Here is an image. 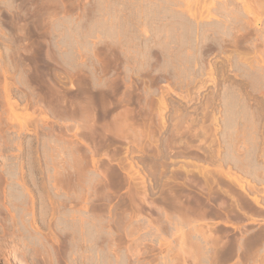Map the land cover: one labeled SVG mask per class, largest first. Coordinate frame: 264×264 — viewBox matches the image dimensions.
<instances>
[{
	"label": "rangeland",
	"instance_id": "374dc122",
	"mask_svg": "<svg viewBox=\"0 0 264 264\" xmlns=\"http://www.w3.org/2000/svg\"><path fill=\"white\" fill-rule=\"evenodd\" d=\"M150 1L148 0V4L146 0H0V170L10 166L17 167L20 163L27 170L35 164L40 167L37 180L33 182L31 176L27 177L30 182L27 188L22 189L26 195V203L23 206L20 204L22 210L15 211L7 202L5 206L12 209L11 213L3 214L0 211V236L6 238L0 239V264H14L17 261L24 263V255L28 260L26 264H45L47 253L36 240L48 239L50 232L54 231L45 226L44 222L51 219L50 215L55 212L52 213L55 202L59 207L56 219L61 224L60 229L67 222L73 225L75 241L72 245V258L76 264L87 254L91 255L87 256L88 259L95 257L94 261H98L104 254L108 260L110 258L109 261L113 260V264L117 259L116 264H130V261L131 264H164L166 261L165 264H186L183 260L191 264L196 258L198 263L195 261V264H209L210 257L214 255L219 258L218 262L212 258V262L216 261L214 264H264V237L252 246L247 245L240 252L237 247L233 248L237 241L235 237H244L247 242L249 239L264 236V210L252 200V197L257 196L260 204L264 206V17L259 15H264L259 12L262 8L258 10V15H249L242 11L250 1H246V4L237 1V5L242 7V16L246 17H241L243 21L240 19L241 22L236 23L241 26L243 24L242 28L247 26V31H240L241 26L235 24L234 31L239 35L234 31L231 35H236L237 38L221 34L217 35L218 39L209 35L207 40H199L198 50L187 45L191 53L188 47L183 46L185 50L188 49L186 51L189 54L186 55L187 52L181 47L184 39L178 41L179 36L168 39L169 46L165 43L167 37L164 30L176 18L174 9L182 11L180 7L186 9V4L197 9L201 6L203 8L208 0H186V3L175 0V6L174 0H170L173 4L169 0ZM199 1L201 6L197 5ZM218 1L213 2H218L217 5L211 6L208 3L212 9L217 8L212 11V15H217L216 20L214 17L205 19L208 25H212H209V29L214 25L216 29L223 18L218 11L222 2ZM262 2L257 1L256 7L264 5L263 0ZM170 5L173 6L172 10ZM154 13L159 14V18L155 19ZM202 20L204 23L200 21L201 24L206 25L204 19ZM158 22L161 25H157ZM209 39L216 40L209 42ZM139 41L143 42L141 47L138 46ZM174 41L178 42L173 46ZM204 47H210V50ZM202 49L205 50L202 52ZM133 51L138 53L134 54ZM158 52L163 58L157 55ZM201 52L204 54L202 57ZM149 54H153V57ZM97 61L101 64L98 65ZM153 62L162 64L155 63V66ZM172 66H177L178 69L175 70ZM103 69L107 75L102 73ZM136 70L146 72L142 74ZM175 71L177 74H174ZM100 75L108 77H103V80ZM177 75L178 79H175ZM146 78L149 81L142 80ZM85 88L89 89L88 92L91 90L90 93H95H89L95 100L99 93L105 91L104 96L108 95L107 99L109 98L106 101L113 103L108 102L112 108L116 106L106 120L101 116L102 112L99 113L102 110L99 108L100 101H96L98 108L94 113L91 112L92 116L85 111L81 113L79 106L80 101L84 106ZM148 88L151 89L150 92L146 91ZM160 90L164 95H160ZM8 93H12L10 98ZM160 96H164L169 107L164 113L166 123L163 129H160L161 117L157 112ZM10 102H14L13 105L10 106ZM147 103L149 110L145 108ZM130 109L133 114L132 121H125L122 114ZM95 113L102 120L98 115L94 118ZM112 115L113 118L118 115V121L116 118L111 119ZM12 117H19L20 122ZM199 124L202 129L198 128ZM67 166L72 167L73 173L69 216L65 215L64 210L61 211L67 192L64 176ZM184 168L190 170V173L187 174ZM202 168H207L203 175L199 173ZM220 169L230 171L232 175H240L243 182H254L257 188L250 190L246 186L248 188L243 192ZM145 185L146 191L143 189ZM219 187L234 194L243 204L244 210L250 212L252 219L242 217L237 212L232 213V209H235L233 202ZM31 203L37 207L33 209ZM197 210L207 211L206 215H198ZM33 220L37 221L34 223L40 231H35ZM196 227L200 230L202 227L205 232L208 228L216 232L220 237V247L217 244V249H214V243L212 246L209 242L210 245L197 233L194 236L195 232L192 231H196ZM98 228L103 233L101 241L96 233ZM54 232L61 237L59 230ZM182 232L190 235L192 232L193 240L182 238ZM196 236L199 242L196 241ZM60 237L59 240L62 239ZM3 242L6 246L3 245L2 249ZM59 244L60 242L57 248L62 255V250L65 249L63 241V247ZM111 249L117 250L121 256L113 255L112 251L109 253ZM16 250L17 256L14 255ZM217 250L219 255L213 252H218ZM164 256L170 259H163ZM188 258L194 260L191 262Z\"/></svg>",
	"mask_w": 264,
	"mask_h": 264
},
{
	"label": "bare ground",
	"instance_id": "6f19581e",
	"mask_svg": "<svg viewBox=\"0 0 264 264\" xmlns=\"http://www.w3.org/2000/svg\"><path fill=\"white\" fill-rule=\"evenodd\" d=\"M147 2H148V0H146ZM150 1V0H149ZM160 1V0H159ZM170 1V0H169ZM173 1V0H172ZM172 1H170V2H172ZM182 1H185V3H186V0H182ZM191 1V0H190ZM200 1H202V0H200ZM199 1V3L197 4L198 6H199V4H200V6L202 5L201 4V2ZM211 1V2H210ZM214 1H218V0H208L207 2L208 3H211L210 5L212 6V4H214L213 2ZM239 1H241V2H244V4H246V1H250V3H249V5H245V9H243L244 11H242L243 13H246V14H257L258 13V10H260L261 8V11H259V12H262V14L264 13V11H263V7L262 6H264V5H262V6H260V7H256V2L257 1H260L261 3H263L262 2V0H221V2H222V6L220 7V5H219V7L220 8H218L219 10L218 11H220L221 12V15H222V20L221 21H219L220 23H219V25H217L216 23V25L218 26H216L217 28L216 29H214V26H213V28L212 29H214V30H212V29H209V25L210 26H212L211 24H207V20L205 21V19H210V17L211 18H215L217 15L215 14V16H214V14L212 15V11L213 10H217V8H211L210 7V5H208V3L206 4V6H204L203 8H202V6L201 7H198L199 9H204V11L203 10H199V9H197L195 6H190V5H187L186 4V9H182V7H180L178 4H177V6H179L180 8H181V10L182 11H179V10H176V9H174V11L173 12H175L174 13V15H175V17L173 16V15H171V17L173 16L175 19H174V21L173 22H171L169 25H167V27H166V30H164L165 31V33H166V37H167V42H165V43H167L168 45H169V41H168V39H173V37H175V36H179V39H178V41H180V40H182V38L184 39L183 41L184 42H182L183 43V45L181 46V44H180V46L184 49V47L185 48H187L188 46L187 45H190V46H192L193 48H195V50H196V48H197V45H198V42H199V40L200 39H205L207 36H211V35H214V36H216L217 37V35H224V36H230L232 33H233V31L236 29V25L235 24H237L236 22H238V21H240L241 22V17L243 18V16H245L246 17V15H243L242 16V12L240 11V9H242V7L240 8L238 5H237V3ZM264 1V0H263ZM151 2V1H150ZM150 2H148V4H150ZM179 2V1H178ZM188 2V1H187ZM219 2V1H218ZM218 2H216L215 4L217 5L218 4ZM220 2V3H221ZM251 2L253 3V5H251ZM164 3V2H163ZM169 3V2H168ZM176 3H177V1H176ZM176 3H175V0H174V6L176 5ZM181 3V2H180ZM203 3V2H202ZM145 4V3H144ZM152 4V3H151ZM172 4H173V2H172ZM182 4V3H181ZM190 4V3H189ZM214 4V5H215ZM239 4V3H238ZM244 4H242V6L244 5ZM145 5H147V4H145ZM144 5V6H145ZM161 5V4H160ZM164 5V4H163ZM167 5V4H166ZM169 5V4H168ZM183 5H184V3H183ZM204 5V4H203ZM151 6V5H150ZM182 6V5H181ZM140 6H138V8H139ZM155 7V6H154ZM171 7H173L172 5H170V9L172 10V8ZM142 8V7H141ZM145 8H146V6H145ZM162 8V7H161ZM169 8V7H168ZM174 8H176V7H174ZM259 8V9H258ZM148 9V8H147ZM150 9V8H149ZM142 10V9H141ZM146 10V9H145ZM157 10V9H156ZM166 10V9H165ZM140 11V10H139ZM150 11V10H149ZM163 11V10H162ZM154 12H156L155 11V9H154ZM172 12V13H173ZM171 13V12H170ZM205 13L207 14V15H205ZM216 13V12H215ZM140 14V13H139ZM155 14V13H154ZM168 14V13H167ZM218 15H219V13H217ZM143 17H144V15L143 14H141ZM148 15H150V14H148ZM258 15V14H257ZM256 15V16H257ZM259 15L261 16V18L262 17H264V15L262 16L260 13H259ZM140 16V15H139ZM138 16V17H139ZM159 14H155L154 15V17H155V19L156 18H159ZM162 16V15H161ZM164 16V15H163ZM248 16V15H247ZM148 17V16H147ZM245 17H244V19H245ZM145 18V17H144ZM167 18V17H166ZM213 18V19H214ZM148 19V18H147ZM161 19H162V17H161ZM169 19H170V17H169ZM202 19H204V21L206 22V25H208V27L206 26V25H204V24H201V22L200 21H202L203 22V20ZM241 19V20H240ZM140 20H142L141 18H140ZM212 20V19H211ZM214 20H216V18L214 19ZM217 20H219V19H217ZM138 21V20H137ZM159 21V20H158ZM163 21V20H162ZM167 21H169V20H167ZM166 21V22H167ZM243 21V20H242ZM141 22V21H140ZM154 22V21H153ZM156 22H157V20H156ZM165 22V23H166ZM200 22V23H199ZM217 22V21H216ZM245 22H246V20H245ZM248 22H250V21H248ZM257 22V21H256ZM143 23V22H142ZM155 23V22H154ZM159 23L160 22H158V24L157 25H159ZM169 23V22H168ZM204 23V22H203ZM239 23V22H238ZM253 23V24H252ZM138 24H139V22H138ZM138 24H136L137 26H139ZM141 24V23H140ZM250 24V23H249ZM251 24L252 25H254L255 26V23L254 22H252L251 21ZM250 24V25H251ZM124 25V24H123ZM135 25V24H134ZM143 25V24H142ZM153 25V24H152ZM160 25H161V23H160ZM163 25H165V24H162V26ZM246 25H247V23H246ZM251 25V26H252ZM136 26V27H137ZM150 26V25H149ZM155 27H156V24L154 25ZM153 26V28H155ZM166 26V25H165ZM164 26V27H165ZM237 26H241V25H239V24H237ZM250 26V27H251ZM125 26H123V28H124ZM158 27V26H157ZM156 27V28H157ZM243 27V24H242V26L240 27V28H242ZM245 27V26H244ZM249 27V28H250ZM131 28V27H130ZM141 28V27H140ZM144 28V27H143ZM147 28V27H146ZM149 28V27H148ZM150 28H152V26L150 27ZM163 28V27H162ZM161 28V29H162ZM239 28V29H240ZM246 28H248L247 26L245 27V28H242L240 31H243V32H245L244 30L246 29ZM252 28V27H251ZM137 29H139V28H137ZM142 29V28H141ZM145 29V28H144ZM165 29V28H164ZM237 29H238V27H237ZM126 30V29H125ZM140 30V29H139ZM150 30V29H149ZM123 31H124V29H123ZM142 31V30H141ZM145 31V30H144ZM162 31V30H161ZM237 31H239V30H237ZM246 31H247V29H246ZM137 32H138V30H137ZM145 32H147V31H145ZM234 32H236V31H234ZM134 33V32H133ZM152 33V32H151ZM155 33V32H154ZM157 33V32H156ZM239 33V32H238ZM241 33V32H240ZM159 34V33H158ZM235 34H237V32L235 33ZM244 34V33H243ZM138 35H139V33H138ZM144 35H145V33H144ZM155 35V34H154ZM161 35V34H160ZM163 35V34H162ZM237 35H239V34H237ZM137 36V35H136ZM143 36V35H142ZM142 36H140V38L142 39ZM156 36H159V35H156ZM213 36V37H214ZM223 36V37H224ZM231 36H234V35H231ZM152 37V36H151ZM160 37H162V36H160ZM159 37V38H160ZM223 37H221L222 39H223ZM234 37H236V35L234 36ZM136 38V37H135ZM156 38H158V37H156ZM155 38V39H156ZM158 38V39H159ZM164 38H165V36H164ZM163 38V39H164ZM210 38V37H209ZM211 38H212V36H211ZM215 38V37H214ZM218 38V37H217ZM216 38V39H217ZM220 38V39H221ZM225 38V37H224ZM231 38V37H230ZM237 38V37H236ZM139 39V38H138ZM149 39V38H148ZM166 39V38H165ZM216 39H214V40H216ZM219 39V38H218ZM175 40V39H174ZM206 40H207V38H206ZM211 40H213V39H211ZM210 39L208 40L209 42L211 41ZM213 40V41H214ZM224 41L225 40H227V39H223ZM230 40V39H229ZM155 41V40H154ZM158 41V40H157ZM177 41V42H178ZM201 41V40H200ZM203 41V40H202ZM223 41V42H224ZM234 41V40H233ZM233 41H232V43L231 44H233ZM140 42V41H139ZM146 42V41H145ZM144 42V43H145ZM153 42V41H152ZM151 42V43H152ZM177 42H173V46H174V44L175 43H177ZM204 42V41H203ZM206 42V41H205ZM221 42V41H220ZM227 43L229 42L230 43V41H226ZM143 43V42H142ZM141 42H140V45L138 44V46L139 47H141V44H142ZM150 43V44H151ZM157 43V42H156ZM160 43V42H159ZM214 43V42H213ZM225 43V42H224ZM234 43H235V41H234ZM146 44V43H145ZM172 44V43H171ZM179 44V43H178ZM178 44H176V45H178ZM201 44V43H200ZM210 44H212V43H210ZM209 43H208V45H210ZM215 44V43H214ZM213 44V45H214ZM221 44H223V43H221ZM135 46H137L136 45V43L134 44ZM153 45V44H152ZM159 45V44H158ZM203 45H204V43H203ZM216 45H217V43H216ZM215 45V46H216ZM143 46V45H142ZM162 46V45H161ZM164 46H165V44H164ZM170 46V45H169ZM184 46V47H183ZM199 46V45H198ZM223 46V45H222ZM147 48H148V46H146ZM149 47H150V45H149ZM159 47V46H158ZM166 47H167V45H166ZM177 47V46H176ZM191 47V48H192ZM200 47V46H199ZM203 47V46H202ZM213 47V46H212ZM211 47V48H212ZM217 47V46H216ZM221 47V46H220ZM134 48V47H133ZM137 48V47H136ZM144 48H145V46H144ZM155 48H157V45H156V47ZM170 48V47H169ZM168 48V49H169ZM172 48V47H171ZM182 48H180V49H182ZM205 48V47H204ZM207 48V47H206ZM205 48V49H206ZM143 49V48H142ZM141 49V50H142ZM173 49H175V47L173 48ZM180 49L178 50V52L180 51ZM182 49V50H183ZM188 49H190L189 47H188ZM188 49H186V50H188ZM199 48H197V50H198ZM204 49V50H205ZM207 49H209L210 50V47L209 48H207ZM141 50H139V51H141ZM145 50V49H144ZM157 50V49H156ZM170 50H172V49H170ZM176 50V49H175ZM185 50V49H184ZM185 50V51H186ZM194 50V49H193ZM194 50V51H195ZM203 49L202 50H200V51H204ZM208 50V51H209ZM125 51V50H124ZM123 51V52H124ZM138 51V50H137ZM147 50H145V52H146ZM150 51V50H149ZM158 51H159V49H158ZM161 51V50H160ZM159 51V52H160ZM173 51V50H172ZM171 51V52H172ZM177 51V50H176ZM184 51V52H185ZM190 52L189 53H191V49L189 50ZM129 52H131V50L129 51ZM129 52H127V55H128V53ZM133 52H135V51H133ZM143 52V51H142ZM144 52V53H145ZM155 52H157V51H155ZM155 52L153 53V54H155ZM159 52L157 53V55L160 57V55H159ZM167 52H168V50H167ZM182 52V51H181ZM183 52V53H184ZM187 52V51H186ZM193 52V51H192ZM201 52V53H202ZM132 53V52H131ZM136 53H138V52H135L134 54H136ZM164 53V52H163ZM173 53V52H172ZM188 52L186 53V55H188L189 54ZM193 53H196V52H193ZM197 53H199V51L197 52ZM196 53V54H197ZM133 54V55H134ZM142 54V53H141ZM140 54V56H142ZM153 54L152 55H150V56H152L153 57ZM170 54V53H169ZM176 54V53H175ZM126 55V56H127ZM132 55V54H131ZM144 55V54H143ZM146 55V54H145ZM148 55V56H149ZM164 55V54H163ZM166 55V54H165ZM171 55V54H170ZM192 55H194V54H192ZM200 55V54H199ZM202 55H204L203 53L201 54V57H202ZM155 56H156V54H155ZM173 56H174V54H173ZM191 56V55H190ZM195 56V55H194ZM198 56V55H197ZM96 57L98 58L99 56H97L96 55ZM95 57V58H96ZM128 57V56H127ZM145 57V59H147V56H144ZM144 57H143V59H144ZM152 57H151V59H152ZM162 57V56H161ZM160 57V58H161ZM185 57V56H184ZM199 57V56H198ZM204 57V56H203ZM148 58H150V57H148ZM158 58V57H157ZM163 58V57H162ZM164 58H165V56H164ZM181 58H182V54H181ZM187 58H188V56H187ZM187 58H186V60H187ZM205 58V57H204ZM203 58V59H204ZM100 59V58H99ZM99 59H97V60H99ZM134 59V58H133ZM136 59V58H135ZM142 59V60H143ZM171 59V58H170ZM173 59V58H172ZM175 59H177L176 57H175ZM174 59V60H175ZM179 59H180V55H179ZM190 59V58H189ZM197 59V58H196ZM196 59H195V61H196ZM139 60V59H138ZM137 60V61H138ZM158 60V59H157ZM164 60L165 59H163L162 61L164 62ZM173 60V61H174ZM185 60V61H186ZM100 61V60H99ZM129 61V60H128ZM136 61V62H137ZM147 60H145V63L147 64V62H146ZM150 61H155V60H150ZM160 61V60H159ZM166 61H168V60H166ZM165 61V62H166ZM177 61V60H176ZM182 61H183V59H182ZM189 60H187V62H188ZM193 61V60H192ZM198 61V60H197ZM196 61V62H197ZM98 62V61H97ZM127 62V61H126ZM132 62V60L130 61V62H128V63H131ZM141 62V61H140ZM140 62H139V64H140ZM144 62V61H143ZM170 62V61H169ZM178 62V61H177ZM190 62V61H189ZM194 62V61H193ZM192 62V63H193ZM199 62H201V60H199ZM198 62V63H199ZM99 63L101 64V62H98V65H99ZM135 63V62H134ZM134 63H133V66H134ZM149 63V62H148ZM154 63V62H153ZM156 63V62H155ZM154 63V64H155ZM158 63V62H157ZM156 63V64H157ZM161 64H162V62H160ZM160 63H158V64H160ZM172 63V62H171ZM180 63H182V62H180ZM180 63H178V64H180ZM195 63V62H194ZM137 65H138V63H136ZM143 63H141V65H142ZM145 64V65H146ZM150 64H152V63H150ZM156 64H155V66H156ZM157 64V65H158ZM165 64V63H164ZM170 64V63H169ZM168 64V65H169ZM183 64V63H182ZM185 64V63H184ZM188 64H190V63H188ZM104 65V64H103ZM153 65V64H152ZM176 65V64H175ZM174 65V66H175ZM186 65H187V63H186ZM192 65H194V64H192ZM195 65H197L196 63H195ZM194 65V66H195ZM201 65V64H200ZM136 66V65H135ZM134 66V67H135ZM143 66V65H142ZM147 66H149V65H147ZM165 66V65H164ZM180 66V65H179ZM185 66V65H184ZM188 66V65H187ZM190 66V65H189ZM125 67H127V66H125ZM129 67H131V66H129ZM137 67V66H136ZM139 67V66H138ZM145 68H146V66H144ZM150 67H151V65H150ZM162 67V66H161ZM193 67V66H192ZM199 67V66H198ZM201 67V66H200ZM205 67V66H204ZM204 67H203V69H204ZM99 68V67H98ZM101 68H104V66L102 67L101 66ZM133 67H131V69H132ZM140 68V67H139ZM138 68V69H139ZM152 68V67H151ZM150 68V69H151ZM158 68H160V67H158ZM164 68V67H163ZM171 68H174L173 66L171 67ZM175 68H177L178 69V67L176 66ZM174 68V69H175ZM181 68H182V65H181ZM190 68V67H189ZM202 68V67H201ZM200 68V69H201ZM94 69L95 70H97V68H95V66H94ZM93 69V70H94ZM149 69V68H148ZM166 69H167V67H166ZM165 69V70H166ZM195 69H198L197 67H195ZM144 70V69H143ZM146 71H147V69H145ZM152 70V69H151ZM150 70V71H151ZM154 70V69H153ZM155 70H157V68L155 69ZM165 70H164V72H165ZM169 70V69H168ZM172 70V69H171ZM176 70V69H175ZM180 70V69H179ZM182 70H183V68H182ZM190 71H191V69H189ZM87 71V70H86ZM99 71V72H98ZM97 72L100 74V70H98ZM104 71V69L102 70V73L103 74H106L105 72H103ZM106 71V70H105ZM127 71V70H126ZM131 71V70H130ZM133 71V70H132ZM137 72L138 71H140V70H136ZM146 71H140V73H142L143 74V72H146ZM149 71V70H148ZM159 70H157V72H158ZM181 71V70H180ZM188 71V70H187ZM197 71V70H196ZM195 71V72H196ZM201 71V70H200ZM205 71V70H204ZM87 72H89V71H87ZM87 72H85V73H87ZM92 72H95V71H92ZM107 72V71H106ZM156 72V71H155ZM176 72V71H175ZM179 72V71H178ZM194 72V71H193ZM97 73V74H98ZM149 73H152V72H149ZM148 72H147V74H149ZM159 73H162V72H159ZM169 73V72H168ZM173 73V72H172ZM182 73V72H181ZM212 73V72H211ZM210 73V75H212ZM6 74H8V73H6ZM137 74V73H136ZM139 74V73H138ZM147 74H146V76H147ZM154 74V73H153ZM170 74V73H169ZM169 74H167V75H169ZM174 74H177V72L176 73H174ZM173 74V75H174ZM203 74V73H202ZM94 75L96 76V74L94 73ZM107 75V74H106ZM141 75V74H140ZM144 75H145V73H144ZM158 75V74H157ZM164 75V74H163ZM172 75V74H171ZM172 75V76H173ZM181 75V74H180ZM209 75V76H210ZM84 76V75H83ZM94 76V77H95ZM100 76H102L101 77V79H103V77L105 76V75H100ZM151 77H152V75H150ZM213 76V75H212ZM28 77H30V76H28ZM89 77H91V76H89ZM97 77V76H96ZM107 77L108 76H106V78L105 79H107ZM153 77H154V75H153ZM176 77H177V79H178V75L177 76H175V79H176ZM84 78V77H83ZM98 78V77H97ZM164 78V77H163ZM163 78H162V80H163ZM167 78V77H166ZM88 79V78H87ZM99 79V78H98ZM105 79H103V80H105ZM171 80H172V77L170 78ZM215 79V78H214ZM142 80H148L147 78L146 79H142ZM161 79H160V82L162 81ZM164 80H166V79H164ZM99 81V80H98ZM101 81V80H100ZM149 81V80H148ZM157 82V81H156ZM159 82V81H158ZM149 83V82H148ZM155 83V81H153V84ZM100 84V83H99ZM151 84H149V86H150ZM86 87H87V85H85ZM149 86H147V87H149ZM168 86H169V84H168ZM167 86V87H168ZM89 88H91L90 86H89ZM151 89H152V87H150ZM154 88V87H153ZM86 89V88H85ZM84 89V90H85ZM99 89V88H98ZM100 89H102V87H100ZM151 89H147L146 91H148V92H150V90ZM155 89V88H154ZM158 89V88H157ZM160 89V88H159ZM82 90V89H81ZM88 90L89 89H86V91H84V95H83V97H84V102H83V105L84 106H82V101H80L81 102V105L79 106L80 108H81V110H82V112L81 113H83V111H85V113H90V115L92 116L93 114L91 113V112H93V111H96V109L98 108V103H96V101H100V105L99 106H101V107H99V108H101L102 110H100L99 111V113H101L102 112V114H101V116H104L105 117V119H104V117H103V119L104 120H106L107 118V116H108V114L111 112H113L112 111V109H114L115 107H111L110 105L111 104H113V103H111V101L109 102V103H111V104H109L106 100H108L107 99V96L108 95H106V96H104V92L101 94V93H99L100 95H98L97 96V100H95L94 99V97H92V96H90V95H92V94H95V93H90V91L88 92ZM104 90V89H103ZM103 90H100L101 92L103 91ZM107 90H109V89H107ZM153 90V89H152ZM8 91V90H7ZM99 90H98V92H100ZM158 91V90H157ZM10 92V91H9ZM83 92V91H82ZM92 92H94V91H92ZM110 92V91H109ZM108 92V94H110ZM154 92H155V90H154ZM162 91L160 90V95L163 93H161ZM240 91H238V93H239ZM88 93V95H86ZM89 93H90V95H89ZM97 93V92H96ZM107 93V92H106ZM105 93V94H106ZM113 93V92H112ZM145 93V92H144ZM155 93H157V92H155ZM164 93H165V90H164ZM12 94V93H11ZM11 94L10 93H8V96L10 95L11 96ZM83 94V93H82ZM146 94V93H145ZM144 94V95H145ZM149 94V93H148ZM148 94H146V95H148ZM151 94V93H150ZM152 94H153V92H152ZM233 94H234V92H233ZM81 95V94H80ZM86 95V96H85ZM157 95V94H156ZM156 95H155V97H156ZM158 95H159V92H158ZM162 95H164V94H162ZM166 95V94H165ZM231 95H232V93H231ZM235 95V94H234ZM10 96H9V98H10ZM88 96V97H87ZM93 96H95V95H93ZM153 96V95H152ZM230 96V95H229ZM82 97V96H81ZM83 97H82V99L81 100H83ZM96 97V96H95ZM130 97V96H129ZM154 97V98H155ZM161 98H159L158 99V103H157V112H158V114H159V116L161 117V121H160V129H163L164 127H165V117H164V113H165V111H167V108H169L167 105L168 104H166V102H165V100H164V96L162 97V96H160ZM236 97V96H235ZM238 97V96H237ZM145 98V97H144ZM147 98V97H146ZM150 98V97H149ZM152 98V97H151ZM129 99V98H128ZM227 99H228V97H227ZM149 99H147V101H148ZM152 100V99H151ZM232 101V100H231ZM230 101V102H231ZM236 101V100H235ZM144 102V101H143ZM149 102H150V100H149ZM229 102V103H230ZM233 102H234V100H233ZM13 103L14 102H10V106L11 105H13ZM227 103H228V101H227ZM237 103V102H236ZM243 103V102H242ZM97 104V105H96ZM239 104V103H238ZM237 104V105H238ZM14 105H16V104H14ZM145 105V104H144ZM149 105H150V103H149ZM230 105H231V103H230ZM229 105V106H230ZM232 105H233V103H232ZM240 106H241V104H239ZM238 105V106H239ZM245 105V104H244ZM82 106V107H81ZM113 106V105H112ZM153 106V105H152ZM237 106V107H238ZM145 107V106H144ZM226 107L227 108H229L227 105H226ZM235 107V106H234ZM246 107V106H245ZM15 108H16V106H15ZM145 108H147L148 109V103H147V107H145ZM239 108V107H238ZM116 109V108H115ZM150 109H152L151 107H150ZM233 109V108H232ZM243 109V108H242ZM245 109V108H244ZM13 110V109H12ZM80 110V109H79ZM99 110V109H98ZM97 110V111H98ZM149 110V109H148ZM226 110V109H225ZM237 110V109H236ZM235 110V111H236ZM152 111V110H151ZM238 111V110H237ZM244 111V110H243ZM226 112V111H225ZM232 112H233V110H232ZM239 112V111H238ZM237 112V113H238ZM242 112V111H241ZM94 113V112H93ZM229 113V109H228V112H227V114ZM96 114V113H95ZM230 114V113H229ZM229 114H228V116H229ZM242 114H243V112H242ZM84 115V114H83ZM88 115V114H87ZM98 114H96L95 115V117L94 118H96V116H97ZM122 115H124V120L125 121H132V118H131V115H133L132 114V112H131V109H130V111H125ZM231 115H233V114H231ZM98 116H100V115H98ZM97 116V117H98ZM100 116V118H101V120H102V117ZM115 117L114 118H116V120L119 118L118 117V115H117V117H116V115H114ZM227 116V117H228ZM237 116V115H236ZM244 116H246V115H244ZM87 117V116H86ZM121 117H123V116H121ZM224 117V116H223ZM226 117V118H227ZM231 117V116H230ZM239 117V116H238ZM13 118V117H12ZM19 118V117H18ZM18 118H16V119H14L15 121H18V122H20V120L18 119ZM99 118V119H100ZM113 118V115H112V118L111 119H114ZM229 118V117H228ZM240 118V117H239ZM238 118V119H239ZM134 119V118H133ZM198 119V118H197ZM196 119V120H197ZM216 119H217V117H216ZM215 119V120H216ZM218 119H220V118H218ZM222 119H224V118H222ZM232 119H233V117H232ZM231 119V120H232ZM246 119H247V117H246ZM255 119V118H254ZM259 119H260V117H259ZM115 120V119H114ZM113 120V121H114ZM235 120H236V117H235ZM26 121V120H25ZM118 121V120H117ZM120 121V120H119ZM125 121H124V123H125ZM134 121V120H133ZM221 121V120H220ZM223 121H225V120H223ZM228 121V120H227ZM230 121V120H229ZM229 121H228V123H229ZM241 121V120H240ZM145 122V121H144ZM199 122V121H198ZM214 122H216V121H214ZM219 122V121H218ZM22 123V122H21ZM220 123V125H221V123L222 122H219ZM227 123V124H228ZM230 123H231V121H230ZM232 123H234V122H232ZM238 123H239V120H238ZM26 124H27V121H26ZM129 124H131V123H129ZM128 124V125H129ZM135 124V123H134ZM134 124H132V125H134ZM197 124V123H196ZM201 124V123H200ZM199 124V126H198V128L201 126ZM215 124H217V125H219L217 122L215 123ZM236 124V123H235ZM226 125V124H225ZM232 125V124H231ZM203 126V125H202ZM222 126H224L223 125V123H222ZM230 126V125H229ZM234 127H235V125H233ZM237 126L238 125H236V128H237ZM220 127V126H219ZM233 127V128H234ZM85 128V127H84ZM92 129L94 128V127H91ZM201 128V127H200ZM203 128V127H202ZM201 128V129H202ZM236 128H234L235 129V131H236ZM240 128H241V125H240ZM200 129V130H201ZM231 128L229 127V130H230ZM93 130H95V129H93ZM240 130V129H239ZM198 131V130H197ZM148 132H149V130H148ZM226 132V131H225ZM234 132V131H233ZM229 133V132H228ZM230 133L231 134H233L231 131H230ZM237 134V133H236ZM227 136H228V134H227ZM232 137H233V135H231ZM234 137H236L235 135H234ZM233 137V138H234ZM228 138V137H227ZM153 140V139H152ZM233 141H235V142H237V140H233ZM232 141V142H233ZM236 144V143H235ZM234 144V145H235ZM253 145V144H252ZM18 157V156H17ZM233 160V159H232ZM239 160V159H238ZM241 160V159H240ZM239 160V161H240ZM243 161V160H242ZM244 163V162H243ZM240 165V164H239ZM236 166V165H235ZM240 168H241V165L239 166ZM238 167V168H239ZM242 167H243V165H242ZM72 168V167H71ZM70 167H66L65 169H64V176H65V179H66V182H67V192H66V195H65V199H64V201H63V207H62V210L61 211H63L64 210V213H65V215L66 216H69L70 215V207H71V204H72V194H71V192H70V190H71V180H72V169H71ZM208 168V167H207ZM207 168H202V169H200L199 170V173L201 174V175H203L205 172H207L206 171V169ZM239 168V169H240ZM262 168V167H261ZM264 168V167H263ZM26 167L24 166V165H22L21 163L19 164V166H17V167H15V166H10V167H7L5 170H0V211L3 213V214H9V213H11V210H9L6 206H5V204L8 202L11 206H13L14 207V210L15 211H17V210H22V206L26 203V200H25V198L26 197H24V192H23V190L22 189H24V187H26L27 188V184H28V182H30V181H28V179H30V178H27V177H30L31 176V179L33 178V182H34V180H37L39 177V173H40V167H38V165L37 164H35V165H33V166H31L30 167V169H26ZM185 169V172L187 173V174H189L190 173V170L188 171V170H186V168H184ZM243 169V168H242ZM221 171L220 172H222L228 179H232L233 181H235L238 185H239V187L241 188V190L243 191V192H245L246 191V188H250V190L251 189H256L257 188V186H255L256 184H253L254 182L253 181H250V182H253L252 184L251 183H249V182H243V180H242V177H239V176H237V174L234 176V175H232V173H230V171L229 172H226V171H224V170H222V169H220ZM264 170V169H263ZM263 170H261V171H263ZM224 171V172H223ZM28 172H29V174L30 175H28ZM136 172V171H135ZM232 172V171H231ZM264 172V171H263ZM137 173H138V171H137ZM18 174H20L21 176H19ZM136 174V173H135ZM222 174V175H223ZM231 174V175H230ZM137 175V174H136ZM140 175V174H139ZM263 175V174H262ZM234 176V177H233ZM144 179V178H143ZM142 179V180H143ZM264 179V178H263ZM262 179V180H263ZM254 180V179H253ZM245 181V180H244ZM264 181V180H263ZM32 182V181H31ZM32 182V183H33ZM145 182V180H143V183ZM145 184V183H144ZM184 184V183H183ZM32 185V184H31ZM35 185V184H34ZM35 186H37V185H35ZM246 186H248V187H246ZM53 187V186H52ZM144 188V191H146V185L145 186H143ZM54 188V187H53ZM33 190V189H32ZM31 190V191H32ZM219 190L221 191V192H223L224 193V195L226 194V195H228L229 197H230V199L232 200V202H233V206L235 207V209H232V213L233 212H237L239 215H241L242 217H245V218H248V219H252V215H250V212L248 211V210H244V208L242 207V203L240 202V200L234 195V194H232L229 190H225V189H222L221 187H219ZM30 191V190H29ZM249 191V190H248ZM247 191V192H248ZM33 192V191H32ZM35 192H37V191H35ZM145 193V192H144ZM37 194V193H36ZM33 195V194H32ZM26 196V195H25ZM145 196H146V194H145ZM30 197V196H29ZM36 197V196H35ZM257 197V196H256ZM253 198L252 197V200H253V202L260 208V209H262V210H264V206L262 205V204H260V200L258 199V197L257 198ZM28 198V197H27ZM38 198H40V197H38ZM210 199V197L208 198V201H210L209 200ZM54 200V199H53ZM29 201H31V199H29ZM55 202V200L53 201V203ZM207 202V201H206ZM37 203V202H36ZM52 203V202H51ZM52 203V204H53ZM56 203V202H55ZM55 203L53 204L54 206H52V213H53V211H55L52 215H50V217H51V219H49V220H47L46 222H44L45 223V226H47L48 228H50V229H52V230H54V231H56V230H59L60 231V233H61V237H62V239H58L60 236L57 234V232H54V231H52V232H50V234H51V236L49 237H47L48 239H38V240H36L37 242H38V244H40V247L41 248H43L45 251H46V257H45V264H74L75 262L73 261V258H72V255H73V248H72V245H73V243H74V238H73V225H71V223L70 222H67L66 223V225H65V227H63V229H60V226H61V224L60 223H58L57 222V219H56V211H59V207H57L56 205H55ZM57 203H59V201L57 202ZM209 203V202H208ZM213 204V202H210V204ZM20 204L22 205V206H20ZM31 204H33V203H31ZM59 204H61V203H59ZM220 204H222V202L220 203ZM214 205V204H213ZM215 205H216V203H215ZM32 206V205H31ZM61 206V205H60ZM10 207V206H9ZM34 207L36 208L37 206H36V204H33V209H34ZM68 207V208H67ZM11 208V207H10ZM51 209V208H50ZM60 211V212H61ZM197 213H198V215H201V216H205L206 215V212L207 211H203V212H200V210L198 211H196ZM205 212V213H204ZM34 219V218H33ZM37 219V218H36ZM35 219V220H36ZM67 219V218H66ZM65 219V220H66ZM253 220H254V218H253ZM45 221V220H44ZM67 221V220H66ZM34 222H37V221H34L33 220V224H35ZM39 223V222H38ZM225 224H227V222L225 223ZM38 225V224H37ZM35 226H36V224H35ZM35 226H34V228H35ZM39 226V225H38ZM38 227L36 226V230L35 231H37L38 229H37ZM82 228H84L83 226H82ZM200 228V227H199ZM196 229H197V227H196ZM203 228L201 227V230L200 229H197L196 231H192L193 233H194V236L196 235V233L198 234V235H200L201 236V239L202 238H204V240H205V242H207L208 241V243L210 242L211 244H212V246H213V243H214V245L215 246H213L212 248H214V247H216V245L217 244H219L218 242H219V239H220V237L218 236V234L216 233V232H214L211 228H208V231L206 230V232H205V230L203 231L202 230ZM41 230V229H40ZM40 230H38V231H40ZM160 230V229H159ZM193 230H195V229H193ZM2 231V230H1ZM0 231V232H1ZM158 231V230H157ZM164 231V230H163ZM182 231V230H181ZM54 232V233H53ZM83 232V231H82ZM91 232V231H90ZM95 232V231H94ZM186 232V231H185ZM185 232H182V238L184 237H188V238H185V239H189L190 238V240H193V239H191L192 238V235H193V233L191 232V234L192 235H190V234H187V233H185ZM208 232V233H207ZM89 233V232H88ZM96 233H97V235H98V238H99V241H101L102 239H103V233H102V231H101V228H98V230H96ZM190 233V232H189ZM1 234H2V232H1ZM56 234H57V237H56ZM162 234V233H161ZM187 234V235H186ZM59 236V237H58ZM60 237V238H61ZM97 237V236H96ZM197 237L198 236H196V241H198V239H197ZM264 236H261V237H257V238H255V239H249V241H247V242H245V238L244 237H241V238H239L238 239V237H235V239L237 240L236 241V243H235V245L233 246V248L234 247H237V251L238 252H240V251H242L243 249H246L247 248V245L248 246H252L253 244H255L256 242H258L259 241V239H261V238H263ZM50 238V239H49ZM161 238V237H160ZM181 238V239H182ZM0 239H2V240H4V239H6L5 237H3V236H0ZM59 240V241H58ZM63 241V245H64V247H65V249L64 250H62V248H61V250L62 251H64L63 253H62V255H60L61 253H59V251H58V248H57V245H58V243L60 242V244H61V242ZM183 241H185L184 239H183ZM182 241V245H184V242ZM211 241H213V242H211ZM9 242V241H8ZM15 242V241H14ZM199 242V241H198ZM197 242V243H198ZM4 243L5 242H3V244L1 245V248L3 249V245H4ZM34 243H35V241H34ZM209 243V244H210ZM17 244V243H16ZM15 244V245H16ZM59 244V245H60ZM210 244V245H211ZM36 245V244H35ZM75 245V244H74ZM162 245V244H161ZM160 245V246H161ZM4 246H6V244L4 245ZM61 247H63L62 246V244L60 245ZM75 247V246H74ZM82 247V246H81ZM163 247V246H162ZM217 247L219 248L220 247V244L219 245H217ZM217 247L216 248H214V249H217ZM80 249V248H79ZM105 248H103V250H104ZM107 249V248H106ZM183 249V248H182ZM263 249H264V245H263ZM262 249V250H263ZM60 250V249H59ZM60 250V251H61ZM61 251V252H62ZM112 251V249L110 250V251H108L109 253ZM168 251H169V249H168ZM212 251V249L210 250V252ZM218 251V250H217ZM80 252H82V251H80ZM107 252V253H108ZM113 255H117V256H119L118 254H120L117 250L115 251L114 249H113ZM114 252H116L115 254H114ZM170 252V251H169ZM213 252H215L216 253V255H217V253H218V255H219V251L218 252H216V251H213ZM220 252H222L221 250H220ZM83 253H84V250H83ZM86 253V252H85ZM95 253V252H94ZM94 253H92V254H94ZM106 253V254H107ZM108 253V254H109ZM180 253V252H179ZM215 253H209V254H215ZM17 254H18V251L16 250V253H14V255H16L17 256ZM87 254V253H86ZM112 254V253H111ZM167 254H168V252H167ZM208 254V255H209ZM222 254V253H221ZM79 255H81V254H79ZM83 255H85V254H83ZM89 254H87V256H88ZM98 255V254H97ZM113 255H111V256H113ZM126 255H128L127 253H126ZM171 255V254H170ZM170 255H168V256H170ZM179 255V254H178ZM13 256V255H12ZM15 256V257H16ZM87 256H85V257H83V258H81V259H79L80 261V263L79 264H113V260L112 261H109L110 260V258H109V260L106 258V255L104 256V254H103V256L102 257H99V259H98V261H94L93 259L95 258L94 256V258L93 259H88L87 258ZM89 256H91V255H89ZM88 256V257H89ZM121 256V255H120ZM119 256V257H120ZM167 256V257H168ZM183 256V255H182ZM186 256V255H185ZM190 256V255H189ZM209 256H213V255H209ZM209 256H207L206 258H209ZM260 256V255H259ZM130 256H128V258H129ZM165 257V256H164ZM167 257H165V258H163V259H166ZM190 257H192V256H190ZM219 257V256H218ZM14 258V257H13ZM91 258V257H90ZM112 258H114V257H112ZM124 258V257H123ZM127 258V257H126ZM127 258V259H128ZM186 258H187V256H186ZM211 259V264H214V262H218V259L219 258H216V256L214 255V257H210ZM212 258H215L216 259V261L214 260L213 262H212ZM76 259V258H75ZM116 259H117V257H116ZM168 259H170V258H167V260ZM178 258L176 257V260H177ZM189 259V258H188ZM187 259V260H188ZM194 259H195V257H194ZM194 259H189L188 261H191L192 262V260H194ZM24 263H22V262H20V261H17L16 263H14V264H26V262L28 261L27 260V256L26 255H24ZM96 260V259H95ZM131 260V259H130ZM129 260V261H130ZM171 260H174V259H171ZM118 261V259L116 260V262ZM178 261V260H177ZM180 261V260H179ZM196 263H198L197 261V258H196ZM195 261H194V263H191V264H195ZM116 262H115V264H116ZM127 262H128V260H127ZM167 262V261H166ZM165 262V263H166ZM169 262V261H168ZM170 262H172V261H170ZM208 262V263H209ZM257 263H258V261H256ZM121 263V262H120ZM162 263H164V262H162ZM164 263V264H165ZM183 263H188L187 261H185L184 262V260H183ZM209 263V264H210ZM76 264V263H75ZM124 264V263H123ZM127 264V263H126ZM130 264H131V261H130ZM160 264V263H159ZM168 264V263H167ZM171 264V263H170ZM216 264V263H215Z\"/></svg>",
	"mask_w": 264,
	"mask_h": 264
}]
</instances>
